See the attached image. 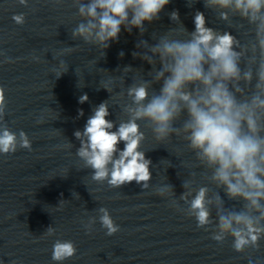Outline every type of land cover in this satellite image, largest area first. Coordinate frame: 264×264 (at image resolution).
Listing matches in <instances>:
<instances>
[{"label": "clouds", "instance_id": "obj_1", "mask_svg": "<svg viewBox=\"0 0 264 264\" xmlns=\"http://www.w3.org/2000/svg\"><path fill=\"white\" fill-rule=\"evenodd\" d=\"M18 2L28 5V0ZM197 2L187 0V6L191 8ZM169 3L170 0H72L81 21L71 37L98 47L104 55L110 42L118 40L122 28L128 33L135 28L143 36L147 31L145 24L159 20ZM203 4L218 13L221 21L246 22L251 39L242 42L230 31L208 27L200 10L193 16L195 30L189 31L179 11L173 10L169 19L176 26L152 34L154 44L141 39L136 48L142 51L132 54L151 65V69L147 72L150 79H145L140 70L141 79L127 87L130 102L122 107L127 119H107L108 100L95 106L83 130L74 132L80 142L76 155L85 168L92 169L96 182L120 188L135 181L148 189L152 161L142 150L147 134L141 122L158 144L180 138L193 154L196 167L204 171L205 179L217 191L210 195L207 185L194 189V181L187 180L183 181L184 191L178 199L173 185L167 182L155 188V195L169 199L171 206L194 218L197 228L210 230L216 242L223 243L231 237L234 251L241 253L246 248H259V241L264 238V0H203ZM12 19L22 25L25 15L16 14ZM132 70L130 65L125 66L120 76L105 70L108 80L100 88L111 96L112 83L118 78L124 80ZM67 71L61 61L57 77ZM157 84L158 91L154 88ZM119 95L123 98L125 94ZM88 100L85 93L78 102L84 104ZM6 107L5 90L0 87V154H12L18 148L30 150L28 135L23 130L17 135L4 123ZM83 115L80 109L78 117ZM121 142L123 149L119 147ZM72 146L70 142L66 145ZM221 191L229 201L239 202L240 207H226ZM180 202L188 207L180 209ZM98 213L106 235L115 234L119 226L109 210L100 207ZM95 223L93 217L84 227L90 232ZM44 234L51 237L56 230L49 227ZM76 253L74 242L56 239L51 258L63 262Z\"/></svg>", "mask_w": 264, "mask_h": 264}]
</instances>
